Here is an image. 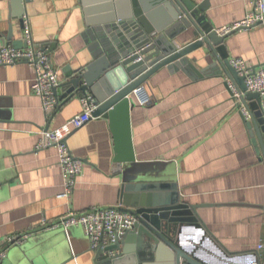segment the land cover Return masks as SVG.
<instances>
[{
    "label": "crops",
    "instance_id": "crops-1",
    "mask_svg": "<svg viewBox=\"0 0 264 264\" xmlns=\"http://www.w3.org/2000/svg\"><path fill=\"white\" fill-rule=\"evenodd\" d=\"M254 4L255 0H210L207 16L218 29L243 18ZM21 18L28 22L33 42L50 53L61 80L66 70L96 60L81 0H31L22 17L8 0H0V47L13 45L6 38L9 31L27 46ZM192 31L177 37L178 47L194 39ZM225 45L230 59L264 66V22L232 33ZM206 53L201 48L189 55L197 71L206 69L202 76L165 66L144 82L152 102L136 103L130 110L133 151L150 175L175 179L181 200L200 206L204 229L188 227L184 236L201 256L212 263H261L264 154L237 109L229 78L209 68L215 58ZM34 77L35 68L28 63L0 65V241L29 234L23 244L7 246L0 264H97V252L82 227L49 228L43 222L93 206H121L123 177L115 172L110 121L103 116L91 119L67 136L73 155L84 165L72 196L59 197L64 177L57 148H35L40 131L55 129L82 111L84 94L63 102L48 117L32 89Z\"/></svg>",
    "mask_w": 264,
    "mask_h": 264
},
{
    "label": "water",
    "instance_id": "water-1",
    "mask_svg": "<svg viewBox=\"0 0 264 264\" xmlns=\"http://www.w3.org/2000/svg\"><path fill=\"white\" fill-rule=\"evenodd\" d=\"M8 1L11 9L22 17L25 4L31 0ZM81 2L96 60L86 67L66 70L56 93L63 102L80 94H95L99 106L93 115L108 118L115 137V172L123 177L120 208L132 211L138 218L133 229L97 252V264H233L212 263L198 253L194 244L187 242L184 232L188 227L202 230L205 227L200 206L181 200L175 191V179L150 175L151 171L137 162L131 143L130 110L136 105L131 96L134 89L162 67L183 70L192 77L202 76L206 69L197 71L189 55L203 48L215 58L209 68H217L244 93L237 109L250 129L255 146L264 154L260 95L248 91L245 76H240L231 64L225 45L227 37L238 30L225 35L218 33L207 16L210 0ZM20 21L24 27V20ZM190 29L194 39L178 47L175 40ZM6 38L16 48L26 46L23 40L13 39L12 31ZM244 107L251 119L244 115ZM167 180V185L157 183ZM160 187H170L173 191L163 194L156 191Z\"/></svg>",
    "mask_w": 264,
    "mask_h": 264
},
{
    "label": "built area",
    "instance_id": "built-area-1",
    "mask_svg": "<svg viewBox=\"0 0 264 264\" xmlns=\"http://www.w3.org/2000/svg\"><path fill=\"white\" fill-rule=\"evenodd\" d=\"M263 22L264 0H255L253 10L248 12L243 18L216 30L219 34L225 35L236 30L252 28L256 24ZM24 29L27 46L16 48L9 44L0 47V65L8 66L24 62L33 66L35 68V77L32 89L40 97L45 114L48 117H52L63 103L60 96L56 93V89L59 88L62 80L59 78L58 69L47 49L33 42L31 29L26 20ZM231 64L240 76H245L248 91L259 93L260 108L264 116V66L254 68L240 58L231 59ZM229 87L237 106L244 93L234 81L230 80ZM131 96L140 105H148L152 102V97L144 84L134 89ZM80 100L82 111L55 129L40 131V138L35 148L37 151L50 146L57 148L58 161L64 177V189L59 194V197L63 198H70L74 193L77 179L81 175L84 165L82 159L73 155L66 138L72 130L82 127L91 119L100 117L93 115L99 106L94 95L90 93L84 94ZM242 111L246 117H250L249 110L244 107ZM137 221L138 218L132 211L122 210L120 205H117L93 206L81 212L71 211L55 222L44 220L43 224L49 228L82 227L90 239L92 250L98 252L115 243L118 238L123 237L127 231L133 229ZM28 237L29 234L24 233L9 236L4 242L0 241V260L7 256V246L23 244ZM259 249H264V242L259 244ZM254 264H264V261Z\"/></svg>",
    "mask_w": 264,
    "mask_h": 264
}]
</instances>
